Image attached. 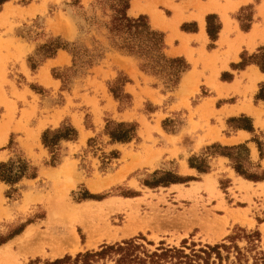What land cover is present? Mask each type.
<instances>
[{
  "label": "rangeland",
  "instance_id": "obj_1",
  "mask_svg": "<svg viewBox=\"0 0 264 264\" xmlns=\"http://www.w3.org/2000/svg\"><path fill=\"white\" fill-rule=\"evenodd\" d=\"M94 1L0 3V163L22 156L36 168L34 177L23 176L13 184L0 179V239L23 228L0 246L14 242L30 225L48 231L54 205L52 229L59 233L73 224L78 245L54 254L50 248L31 253L14 244L6 255L0 252V264L75 255L131 237H141L152 250L162 242L180 247L186 241L198 248L232 244L233 239L247 257L238 262L232 247L222 264H253L256 255L264 254V100L257 98L264 81L245 94L251 86L245 75L239 77L243 89L230 88L225 81L233 76V67H223L236 50L244 66L264 46V0H130L128 14L147 15L152 27L165 33V53L188 63L174 86L164 73L142 69L140 58L110 45L104 26L108 17ZM203 10L206 37H186L184 31L198 30ZM209 15L211 29L218 30L214 38L208 33ZM223 22L226 38L217 42ZM233 23L243 31L254 24L253 46L250 39L232 41ZM53 39L70 48L78 45L82 56L77 66L69 49H56L49 56ZM189 71L195 74V94L193 86L185 90L180 85ZM120 76L129 79L122 85V99L111 91ZM231 91L236 96H228ZM176 93L183 95L180 106L191 96L186 107L171 108ZM214 100L217 106L250 101L261 116L254 122L246 112L222 110L212 116L192 108L201 102L209 108ZM242 115L252 119L253 131L235 127L245 124L244 119L228 122ZM210 116L212 122L223 118L221 138H209ZM188 119L191 126L183 135ZM112 120L136 123L135 136L113 140L106 131ZM64 123L73 125L77 136L60 140L54 160L42 135ZM239 144L249 148L245 168L262 179L240 174L223 154L225 147ZM191 158L208 169L191 166ZM182 219L191 223L183 225ZM129 220L137 229L123 234Z\"/></svg>",
  "mask_w": 264,
  "mask_h": 264
},
{
  "label": "trees",
  "instance_id": "obj_2",
  "mask_svg": "<svg viewBox=\"0 0 264 264\" xmlns=\"http://www.w3.org/2000/svg\"><path fill=\"white\" fill-rule=\"evenodd\" d=\"M7 0H0L3 3ZM99 4L103 10L104 15L108 18L104 21V26L107 30V37L110 45L119 50L125 51L131 55L140 58L141 67L144 70H150L155 73H164L167 77L168 83L173 86L176 85L182 72L188 67V63L182 57H169L165 53L166 42L165 33L157 30L150 24L149 18L145 14L139 16H130L128 9L130 7V0H95L93 5ZM110 10V13L106 10ZM213 15H209L208 19V33L214 38L216 32H213L210 26V19ZM219 29V28H218ZM53 50L49 56L55 54L56 49L64 48L69 49L73 55V65L77 66L81 60L82 54L80 53L78 45L68 47L61 39H53L50 43ZM94 54L91 55V57ZM100 55V54H98ZM92 59L87 61L90 64ZM251 62L256 63L262 71H264V46L255 53ZM129 81L127 77H119L115 81V85L111 87V91L115 97L122 99L121 91L122 85ZM129 98L130 95L124 94ZM258 99L264 100V84L261 85ZM244 119L245 124H237L236 128H243L253 131L252 119L242 115L229 119V123L234 120L238 121ZM137 130L136 123L130 122H116L108 121L106 131L115 141H129L135 136ZM77 136V130L70 123L62 124L55 129H46L43 132V143L53 153V159L58 157V144L61 139H74ZM215 146H221L215 144ZM228 151L223 154L229 156L233 161L235 169L249 179H262L263 176L256 172L249 171L250 167L245 168V162H249V148L245 144L234 145L225 147ZM191 166H196L200 171H206L208 165H198L194 163L193 158L190 161ZM36 175V168L30 162L19 156L16 159H11L8 162L0 163V179L9 183L18 182L23 176ZM264 175V174H262ZM20 228L13 232L9 237L21 232ZM7 238V239H9ZM141 237H131L114 243H105L98 249H89L86 251L78 252L75 255L65 254L64 256L54 259H31L28 264H222L223 259H229L231 248L236 250V258L238 262L243 261L246 254L232 239V244L217 243L214 245L206 244L196 248V244L191 246L183 245L178 246H165L164 242L161 243L156 249L152 250L147 247L146 243L139 240ZM143 238V237H142ZM7 239H0V244ZM235 239V238H234ZM251 240V239H250ZM254 240V238H253ZM255 242L253 241V244ZM189 248V252L186 248ZM226 250L227 255L223 254ZM253 264H264V254L259 253L254 257ZM249 264V263H246Z\"/></svg>",
  "mask_w": 264,
  "mask_h": 264
},
{
  "label": "crops",
  "instance_id": "obj_3",
  "mask_svg": "<svg viewBox=\"0 0 264 264\" xmlns=\"http://www.w3.org/2000/svg\"><path fill=\"white\" fill-rule=\"evenodd\" d=\"M205 14V10L201 11L200 15H203L204 17ZM200 19V18H199ZM200 22L198 24V30L197 31H184V34L186 37H190V38H197L198 36L201 38V40H203L206 35V29H205V18H203V20L200 19ZM235 24V25H234ZM232 28L233 30V35L230 34V38H232L234 41V43H238V42H244L245 39H250L249 40V44H251L252 46L254 45V43L250 42L253 40V35L256 32V28H254V24L252 25L251 29H249L248 31H243L241 29H239V26L237 23H233L232 24ZM228 28V26L226 25V23L223 22V26L221 27V30L219 32V37L217 39V42L222 39V37L226 38V29ZM254 28V29H253ZM229 38V39H230ZM179 49H182V45L179 44ZM187 45H183V48L186 47ZM176 54L179 55H185L184 51H178ZM240 60V54H239V50H236L235 53H231V56L229 57V59L226 60L225 65L223 67V70H227V66H230V64H232V73L233 76L229 79L226 80L225 83L228 84V87L230 88H239V89H243V82L239 81V77L242 76V74L245 75V78L248 79L246 80L248 83H251L250 89L245 90V94H248L249 92H255L257 87H258V83L259 82H263L264 81V72L259 68V66L255 63H248L243 65H239V61ZM231 67V66H230ZM195 74L192 71H189L187 73V76H183L182 80H181V84L182 88H184L185 90L191 86H193V88L195 89V93H197L198 89L195 88ZM181 88V90H182ZM234 88V89H235ZM177 97L173 100L172 104H171V108H184L187 106V102L188 100L191 98V96L189 95V97L186 98V100L184 99V104L180 106V101H181V97L180 94L176 93ZM235 94H237L234 91H231L228 96H236ZM209 97V96H208ZM217 97V96H215ZM214 97V98H215ZM218 98V97H217ZM217 100V99H216ZM214 100V104L213 105H209V108L203 105V102L196 104L195 106H192V108L195 111H199V112H203L205 110H208L211 113H214V115L212 116H216L217 112L222 111V110H230V114H239L241 112H246L249 113L253 116V121H257L259 119V117L261 116V111L259 109H257V106L254 105L253 103H251L250 101L244 102L243 104L239 105L238 102L235 101H228V102H224L223 104H221V106H217V104H215ZM242 106V107H241ZM240 108V109H237ZM233 110V111H232ZM188 116H190V113L188 114ZM209 117L210 119V128L207 129V133L211 134V136L209 138L211 139H218L221 138V132L220 129L221 127H223L225 125V122L222 118L221 123L218 121H213L211 120V117ZM196 118H194L193 120L196 121L198 118V115L195 116ZM158 124V123H157ZM156 123L154 125H157ZM158 126V125H157ZM191 126V121L188 119L187 120V125L185 126V131L182 132L183 135L187 134V130L190 128ZM238 132H246L245 130H239ZM220 159H224L226 160V158L224 157H219Z\"/></svg>",
  "mask_w": 264,
  "mask_h": 264
},
{
  "label": "bare ground",
  "instance_id": "obj_4",
  "mask_svg": "<svg viewBox=\"0 0 264 264\" xmlns=\"http://www.w3.org/2000/svg\"><path fill=\"white\" fill-rule=\"evenodd\" d=\"M133 7L135 6L133 5ZM133 7L131 9H133ZM199 18L203 20L204 17L203 15H200ZM92 186L94 188L97 187V185H95L96 187L94 185ZM54 207L50 209V214L47 220L50 227L48 231H41L34 228L33 225H30L21 235L17 237L14 242H8L0 246L1 255H6L14 244L27 249L28 252L31 253L46 248H50L54 254L64 253L66 250H76L78 247L77 236L73 224L67 223V225L63 226L61 232L59 233H55L52 229L51 224H54V216L57 214V210H55L56 207ZM73 211V213L79 212L77 209H74ZM188 222H190L188 219L181 220L183 225H186ZM136 225L137 224L133 222V220H129V223H127L123 228V234H130L134 232L137 229V227H135Z\"/></svg>",
  "mask_w": 264,
  "mask_h": 264
}]
</instances>
